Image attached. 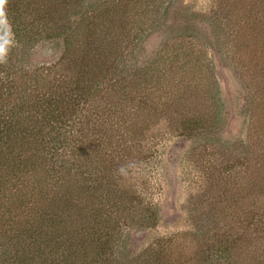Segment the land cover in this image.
Masks as SVG:
<instances>
[{
  "label": "rangeland",
  "instance_id": "obj_1",
  "mask_svg": "<svg viewBox=\"0 0 264 264\" xmlns=\"http://www.w3.org/2000/svg\"><path fill=\"white\" fill-rule=\"evenodd\" d=\"M63 1L0 65V264H264V0Z\"/></svg>",
  "mask_w": 264,
  "mask_h": 264
},
{
  "label": "trees",
  "instance_id": "obj_2",
  "mask_svg": "<svg viewBox=\"0 0 264 264\" xmlns=\"http://www.w3.org/2000/svg\"><path fill=\"white\" fill-rule=\"evenodd\" d=\"M45 1L48 2V5L46 7V10L43 11L39 7L38 0H25V3L28 6V13L30 14V16L26 17L28 20V23H25L24 19L21 20L19 7H16L13 4H7L6 10H7L8 18L11 22L12 32L14 33L15 42H16V46L13 47L11 50V52L12 51L13 52L12 53L10 52V54H9L10 58H9L8 64H10L12 61L19 63L20 59H17V57L14 54L20 49H25V48L29 47V44L37 43V40L39 39L38 36L41 34V32L44 31V30L38 29V28L44 27V28L48 29V27L50 26L49 25L50 22H53V24L56 25L57 24L56 20L61 19L62 16L65 17L63 14L65 13L66 8H68L66 3H65L66 1H63V0H61L62 2L58 1V0H45ZM17 2H19V4ZM17 2H14V3L17 4L18 6H20V0H17ZM29 7H34V11H35L34 14H31ZM49 7H51L52 9H49ZM52 10H53V12L50 13L49 11H52ZM125 23H127L126 20H125ZM122 27L123 26H121V25L116 26L117 29L121 30L120 32H122V30H123ZM107 30L111 33V35L114 38V35L112 34L113 31L110 29H107ZM97 40H99V38H97ZM70 44H72V40L68 41L66 43V46L67 45L69 46ZM120 44H121V41L118 42L117 40H115V45H111L114 48L109 49V50H105L106 48H104V45H100V46H98V49L101 50L102 52H105L104 55L109 52L113 57H111V58L107 57V55H108L107 54L105 57V60H110L108 62L115 63L116 60H118V56L120 55V51H121ZM118 47H120V48H118ZM102 52H101V55H102ZM67 56H69V54ZM11 59H14V60H11ZM102 62L106 63L107 61L103 60ZM61 69H63V67H61ZM63 70H64V73H66V72L70 73V70L72 71L71 66H68V67L64 68ZM125 70L127 71V69H125ZM9 71L12 74V82H15V79H19V80H17L18 85L16 84L15 88L20 89L21 83L25 81L23 79L25 77H27L28 75L22 74L23 70L16 71L14 69V65L9 69ZM117 71H118V73L122 71V68L119 67V65L117 67ZM19 72H21V73H19ZM131 77H132V79H129V80H140V79H142L143 76L131 75ZM20 78H21V80H20ZM41 81H42V83L38 84V86L35 84L33 89L39 91V93H41L43 95L47 94L49 96L50 93L54 94L55 95L54 97H57V98L51 99L53 103L57 102V101L67 102V101H72L74 99L73 98L74 96H66L63 94L61 95V94L56 93L55 88H53L51 86V84L48 82V80H41ZM29 89L32 91L31 87ZM27 91H28V88H25V93L23 95L19 96L18 101L22 100V98L24 97V95L26 94ZM35 100L37 102H45L46 99L35 96ZM51 100H49V101H51ZM59 119H61V116H59L57 120H59ZM54 121H56V120H54ZM207 121H208L207 119H204V122H207ZM58 125H60V123ZM58 134L61 135V137H63V135L61 133H58ZM82 151L85 152L84 148H82ZM259 197L260 196H257L255 199L259 200ZM75 210H78V209H75ZM54 233L55 232L51 231L50 235H52ZM48 235H49V233L47 234V237H48ZM69 236H71V235L69 234ZM203 236L206 238L208 236V231H206L205 234L203 233Z\"/></svg>",
  "mask_w": 264,
  "mask_h": 264
},
{
  "label": "clouds",
  "instance_id": "obj_3",
  "mask_svg": "<svg viewBox=\"0 0 264 264\" xmlns=\"http://www.w3.org/2000/svg\"><path fill=\"white\" fill-rule=\"evenodd\" d=\"M7 3L8 0H0V65L8 64L9 54L12 48L16 46L11 22L6 10ZM2 75L0 74V76ZM118 171H123V168Z\"/></svg>",
  "mask_w": 264,
  "mask_h": 264
}]
</instances>
